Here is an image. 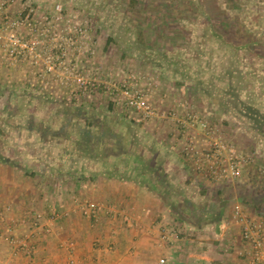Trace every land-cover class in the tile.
Returning <instances> with one entry per match:
<instances>
[{
    "label": "rangeland",
    "instance_id": "1",
    "mask_svg": "<svg viewBox=\"0 0 264 264\" xmlns=\"http://www.w3.org/2000/svg\"><path fill=\"white\" fill-rule=\"evenodd\" d=\"M28 6L41 14L60 6L63 18L84 32L77 52L66 56L67 70L57 66L46 81L27 64L0 69V166L19 168L24 174L13 177L19 185L39 188L53 203L60 194H77L71 183L86 178L89 168L138 165L176 191L189 186L183 190L191 196L189 205L180 201L174 208L214 213L217 189L205 211L199 192L211 197L202 188L212 183L193 172L186 156H177L187 142L184 126L200 148L220 139L245 159L241 177L224 187H231L229 197L250 217L264 222V134L257 130H264V0H14L9 13L17 16ZM253 35L258 43L234 49ZM49 48L42 46L47 56ZM72 68L84 84L100 86L71 93L59 81L69 79ZM130 74L152 85L159 116L151 122L115 107L103 87ZM188 112L208 124L209 135L190 126ZM89 113L95 121L85 119ZM107 116L121 121L108 126ZM90 127L93 135L86 140ZM0 176L12 180L5 172Z\"/></svg>",
    "mask_w": 264,
    "mask_h": 264
},
{
    "label": "crops",
    "instance_id": "2",
    "mask_svg": "<svg viewBox=\"0 0 264 264\" xmlns=\"http://www.w3.org/2000/svg\"><path fill=\"white\" fill-rule=\"evenodd\" d=\"M85 119L95 121L91 120L90 113ZM120 121L119 116H107L104 123L110 126ZM86 132L87 140L93 135L91 127ZM96 144L94 140L92 146ZM181 153L177 156L183 159ZM133 158L141 160L139 156ZM139 168L138 165L131 169L127 165L102 167L105 169L102 172L96 167L89 168L86 178L80 177L71 183L77 194L71 197L60 194L52 203L41 197L39 188L28 191L18 184L13 177L18 179L22 171L2 164L0 172L10 174L12 180L0 176V214L6 217L5 223L0 225V258L13 264H69L70 259L76 264H155L159 257H166L170 264H246L239 255L240 229L232 213L234 204L239 201L229 197L231 187H224L229 183H204L205 196L210 194L211 197L205 198L199 192L198 201L205 199L202 203L207 211L208 200L215 194L212 191L217 189L218 198L212 200L216 211L193 215V207L180 210L172 206L191 198L183 193L189 188L186 183L176 191L152 171L150 175ZM73 196L113 204L128 215L129 222L119 215L104 212L97 222L90 221L73 204ZM54 212L57 216L51 219ZM36 213L43 216L42 226H47L50 233L38 230L29 242L36 247V254L29 257L9 243L6 227H11L14 237L24 238L28 229L22 220ZM196 218L200 219L198 224ZM179 223L182 228L177 231L173 227ZM164 233L171 235L168 242L160 240Z\"/></svg>",
    "mask_w": 264,
    "mask_h": 264
},
{
    "label": "built area",
    "instance_id": "3",
    "mask_svg": "<svg viewBox=\"0 0 264 264\" xmlns=\"http://www.w3.org/2000/svg\"><path fill=\"white\" fill-rule=\"evenodd\" d=\"M14 0H0V69L16 67L19 63L27 64L33 69L34 75L43 82L45 76H52L57 66L67 70L66 56L77 52L80 34L84 32L81 26L73 23L72 19L63 18V8L56 6L53 12L38 13L33 8H23L14 16L9 13ZM66 25L60 27V24ZM22 30V34L19 33ZM50 37V39H49ZM47 43L52 55H45L42 46ZM70 78L59 81L62 86L69 88L71 93L78 89L86 90L87 85L91 91L100 85L84 84L79 78L78 71L71 69ZM82 84H79V83ZM98 85V86H96ZM141 76L130 74L119 81L105 83V91L110 96L115 107L121 108L135 115L138 122H151L158 118L159 113L151 100L152 85H146ZM174 116V114H173ZM187 120L192 128H199L204 135H209V126L201 121L192 112L187 113ZM184 125V124H183ZM181 135L186 138V143L181 152L186 156L193 172L202 180L219 184L229 183L241 177L245 166V159L236 150L220 139L209 140L208 146L200 148L194 134H190L186 127L182 126ZM207 141V140H206ZM73 204L79 209L81 215L93 222L98 221L99 215L104 212L109 215H119L123 221L129 222L126 213H121L113 204L103 201L80 200L77 196L72 197ZM233 218L240 229L242 248L240 256L246 264H264V222L249 216L245 206L236 202L233 206ZM57 215L53 213L51 219ZM29 219V218H28ZM24 219L27 226V234L24 238H16L11 235L12 229L6 227L9 234L8 241L11 245L20 249L29 257L36 254V247L29 242L37 235L39 229L45 234L50 233L47 226H42L43 216L34 214L31 220ZM6 217L0 214V225L5 223ZM171 235L164 233L160 240L168 242ZM0 264H13L0 258ZM69 264H76L74 259ZM155 264H170L166 257H159Z\"/></svg>",
    "mask_w": 264,
    "mask_h": 264
},
{
    "label": "trees",
    "instance_id": "4",
    "mask_svg": "<svg viewBox=\"0 0 264 264\" xmlns=\"http://www.w3.org/2000/svg\"><path fill=\"white\" fill-rule=\"evenodd\" d=\"M253 37L255 38V40L251 41V39H252ZM252 38L249 37L250 40H248V41H246V42H243L240 46L235 47L234 49H236V51L248 50L249 48H248L247 46H249V44L258 43V42H256L257 39H256V36H255V35H253ZM235 67H237V66H235ZM236 70H237L236 72H238V69H236ZM239 71H242V70H239ZM238 73L241 74L240 72H238ZM255 102H256V101H255ZM254 104H255L254 102H251V103L247 102V107H252V108H253L252 105H254ZM255 109H256V108H255ZM257 130L260 132V135L263 136V134H264V130H263L262 128H259V129H257ZM17 167H19V166H17ZM18 169H19V168H18ZM26 175H27L28 177H34V176H35L34 173H30V174H26ZM30 220H31V218L29 217L28 221H30Z\"/></svg>",
    "mask_w": 264,
    "mask_h": 264
}]
</instances>
